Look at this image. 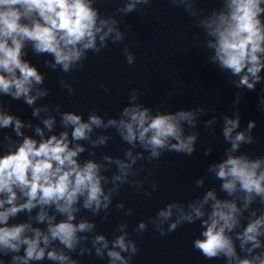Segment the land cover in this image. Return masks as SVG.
I'll return each mask as SVG.
<instances>
[{"label": "clouds", "instance_id": "9594fccd", "mask_svg": "<svg viewBox=\"0 0 264 264\" xmlns=\"http://www.w3.org/2000/svg\"><path fill=\"white\" fill-rule=\"evenodd\" d=\"M98 2L102 0H0V98L22 101L32 117L22 119L0 99V130H11L0 135V264H80L85 254L106 258L107 264H131L140 251L133 233L141 236L151 225L167 236L197 222L200 232L192 247L206 260L264 264V155L242 151L256 143V121L241 129L237 107L244 90L264 85V0H218L220 6L208 11L197 6L199 0H169L203 34L195 39L201 40L208 63L241 90L232 115L222 117L228 147L195 179L194 190L202 189V195L166 203L131 231L123 220L111 239L94 218L109 220L114 198L125 186L143 190L150 199L158 183L150 179L146 164L165 153L192 156L208 108L154 109L141 101L139 88L129 90L127 104L115 116L93 109L85 119L84 113L63 110L59 103H42L51 92L45 86L47 73L27 58L29 50L50 57L43 64L51 71L77 72L89 53L124 44L131 26L122 30L123 19L143 15L152 0H122L113 13H102ZM122 54L129 66L136 64L129 45L124 44ZM59 84L75 94L69 79L61 76ZM259 106L264 111V95ZM216 123L213 117L204 127L214 133ZM116 137L127 145L122 155L98 157L96 150ZM212 152V147L204 149L205 156ZM209 180L219 181V192L205 187ZM115 210L125 217L134 212L123 201L115 203Z\"/></svg>", "mask_w": 264, "mask_h": 264}]
</instances>
